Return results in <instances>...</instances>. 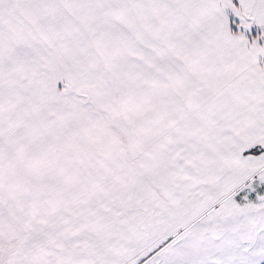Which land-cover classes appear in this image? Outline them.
<instances>
[{"label":"snow or ice","instance_id":"1","mask_svg":"<svg viewBox=\"0 0 264 264\" xmlns=\"http://www.w3.org/2000/svg\"><path fill=\"white\" fill-rule=\"evenodd\" d=\"M0 264H264V0H0Z\"/></svg>","mask_w":264,"mask_h":264}]
</instances>
